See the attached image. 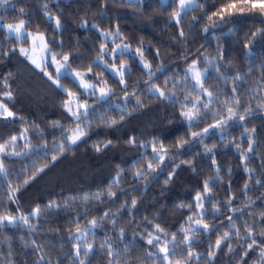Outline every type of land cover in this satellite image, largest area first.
Here are the masks:
<instances>
[{
	"label": "snow or ice",
	"instance_id": "1",
	"mask_svg": "<svg viewBox=\"0 0 264 264\" xmlns=\"http://www.w3.org/2000/svg\"><path fill=\"white\" fill-rule=\"evenodd\" d=\"M38 2V0H37ZM59 6L60 0H49ZM102 8L98 13L103 18L108 11V4L126 5L130 8H141L140 18L144 19L149 7L148 0H100ZM153 2L166 8L168 5L162 4V0H153ZM171 5H175L170 13L166 28L175 26L178 36L172 39L178 40L181 44H186L187 32L183 24V18L187 11L202 9V15L193 17L189 28L201 23L203 17H207L208 23L204 25L205 34L212 30L213 37L217 40V55L209 59L204 57V63L207 67L201 70L198 65L201 63L199 57L188 61L187 48L185 47L183 59L186 61L182 79L176 80L173 77L165 79L163 84L157 83V73L164 65L153 70V62L148 58L149 49L143 40L133 49L132 45L126 41V34L123 33L119 24L112 31V25L108 28L103 27V20L99 23H89L87 19L81 18L79 28L82 30L92 29L99 33L98 49L93 46L95 56L87 61V68H84L85 56L79 46V41L74 46L75 51L64 50V41L59 43L43 32L37 30L30 31V21L24 18L26 16L25 8L19 9L18 22L4 23V17L0 16V34L2 40L8 43L25 44L30 42V47H20L19 55L24 57L38 73L50 82L49 87L57 93V98L61 99L63 112L70 117L67 125L59 120L50 121L51 135L54 137L51 143L47 140V133L38 124L33 122L29 125L26 117L14 111L15 93L9 85L12 73H9L0 84V123L15 126L20 122L22 129L19 134L11 135L8 140L0 137V179L6 182V195L8 204L16 205V212L22 214L17 216L13 214L10 207L4 204V191L0 190V235L5 234L11 229L24 228L30 234L40 231L39 221L45 218V214L51 215L54 210H68L70 201L79 199V196L66 198L62 203L57 200H50L47 205L37 204L29 213H23L20 203L19 193L27 185L36 179L46 169L50 168V161L58 163L62 157L73 153L79 147L80 143L85 142L86 138L93 130V124L99 120L98 126L113 128L125 121L133 113L143 109L145 100L150 102L167 103L173 109H179V122L187 131L180 136L174 143H168L160 137L153 136L151 140L141 139L137 135H132L126 141L127 145L137 150V159L133 160L130 168L135 169L133 178L136 181L146 180L149 184L155 183L160 178V173L165 170V166L170 168L169 174L164 178L163 184L167 186L177 174V170L182 164H186L192 169L194 174L197 169L193 160L201 153L197 152L190 160L183 159V154L188 147L199 145L203 148L202 155L211 159V166L215 169V176H210L203 181V188L197 190L193 202L176 205L179 209H186L190 215L186 216L188 227L181 223L180 227L171 231L159 222L145 217L148 224L153 227L146 230L145 236L141 232H136L133 239L139 236L144 240L147 247H140L139 251L132 241H127L125 228L116 230L118 218L128 212L129 223L136 218L135 210L138 207V199L132 198L129 202L125 200L120 204L116 212L105 211L103 215L93 214L92 218L86 224L81 226L79 220L82 213H77L75 217V228L72 229L73 220L68 222L69 235L68 241L71 243V249L63 258L57 257V264H92V259L98 253L106 258V264H218L221 256H229L230 261L235 264H264V193L255 198L251 195V190L264 188V171L259 176L255 173L258 169L264 170V136H261L256 127L249 128L248 123L254 114H264V57L258 60L253 59L255 43L264 40V0H170ZM11 3V0H0V8ZM218 6V7H217ZM46 23L55 21V27L52 29V36L59 33L62 37L64 24L62 16L52 15L49 11L48 3H45L41 9ZM162 14V13H161ZM249 23L255 25L259 23L261 27L255 31L245 32L243 36V56L245 62H250L252 67L247 71L241 72L239 69L235 73L225 70V66L233 63L229 58L227 49L219 43L220 37L216 36V29L225 25H239ZM223 36H236V43L241 42L238 32L229 28ZM111 38V40H110ZM203 48L204 45H201ZM59 49V50H57ZM17 52L16 48L4 51L0 47V59L5 56L11 58ZM138 58L141 67V80L136 81L129 91V81L133 75V69L130 66L131 54ZM128 58H125V57ZM155 57H161V49H155ZM258 68L260 77L255 81V87L247 89V92L253 93L248 97L247 106L243 96L247 93L242 91L243 86L247 85L250 74H254ZM210 70L215 73L218 81H223L227 86L231 82V92L226 90L217 91L212 85H208ZM110 74V75H109ZM176 75H181L177 71ZM172 84V90H169V83ZM145 85L140 89V84ZM183 86L184 95L181 98L176 89ZM122 93V96L116 97V92ZM60 94H63L61 97ZM224 99H221V97ZM122 99L121 103H112L113 99ZM206 98V99H205ZM255 99L256 105L252 106L251 100ZM133 101L135 103L133 104ZM106 106V107H102ZM115 108L118 114L109 115L108 109ZM177 119V117H173ZM172 122L171 119L169 121ZM201 125H206L201 127ZM238 125L243 128L239 137H233L228 141V136L233 128ZM57 132L59 133L57 137ZM213 135L218 137V142L224 144L227 148L232 146L236 155L239 156L240 166L243 167L246 179L239 194L233 189L231 179H229L223 201L215 199L217 182L222 183L221 167L217 157V144L209 146L207 141ZM39 137L40 143H33ZM239 141V142H238ZM23 142V144H21ZM246 143V150L243 144ZM113 145L112 140H108L101 146L97 141L93 147L99 153ZM176 151L173 152L172 149ZM149 150L151 155H149ZM259 158V165H254ZM21 163L19 171H14L13 165ZM169 161L171 163L169 164ZM177 161H179L177 163ZM146 164V167H145ZM116 176L108 183L107 197L110 202L115 203L118 199V192L112 188L120 183L123 174L130 169L117 166ZM31 172V176H29ZM232 169H228V175L231 177ZM20 177H24L21 181ZM104 190L97 192L83 193V204L86 206L92 200L99 201L104 195ZM257 202H261L259 208ZM211 205V208H209ZM238 205H242L238 206ZM226 212L233 215H227V224L220 219ZM209 213L212 220H208ZM239 214V217L235 214ZM251 216L252 221L243 220L241 217ZM35 218L36 223L32 220ZM111 219L112 231L114 236L99 238L97 229L102 227L101 221L107 222ZM219 220L222 230L217 231L215 221ZM139 227V226H138ZM59 231V230H57ZM210 233H216L215 242L211 240L208 244L207 255L194 251L197 247L196 238L206 236ZM171 235V239L168 236ZM21 239H23L21 237ZM99 239V247L97 240ZM235 240V246L233 241ZM123 244L119 247L118 243ZM3 243V241H0ZM25 247H31L33 253H39L38 259L34 264H51V260L46 258L44 247L35 239L30 243H25ZM226 249V251H225ZM11 238L9 239V251L7 254L0 253V264H15L13 259Z\"/></svg>",
	"mask_w": 264,
	"mask_h": 264
},
{
	"label": "trees",
	"instance_id": "2",
	"mask_svg": "<svg viewBox=\"0 0 264 264\" xmlns=\"http://www.w3.org/2000/svg\"><path fill=\"white\" fill-rule=\"evenodd\" d=\"M48 3L49 11L52 15L62 16V23L64 24L63 35L57 33L52 36V29L54 23H46L43 11L41 10L43 5ZM149 7L147 9V15L144 19L140 18L141 8H130L126 5H114L111 2L108 4V11L103 18L98 16L102 8L100 0H60L59 6L55 3L49 2V0H11V3L3 8H0V16H3L6 22H18L21 18L19 9L25 8L26 18L30 21L29 30L36 32L37 30L45 32L49 38H53L59 43L61 39L64 41V50L68 51L72 49L75 51V45L79 41V46L84 52L85 63L84 68H87V61L93 59L95 51L93 46L98 49V36L99 33L92 29L82 30L78 24L81 18L87 19L89 23H99L103 20V27L108 28L109 24L112 25L111 30L115 31V26L118 23L123 33L126 34V41L135 48L141 40L148 47L149 53L146 58L153 62V70L156 67L164 65L163 69L157 73V83L163 84L165 79L173 77L176 80L182 79L183 69L186 61L183 59L182 53L187 48L188 61L199 57L201 63L198 65L201 69L207 67L204 63V57L209 59L217 55L216 46L217 40L212 35L210 29L207 34L204 33V25L208 23L207 17H203L201 23L189 28L192 23L193 17L201 16L202 9H196L194 11H187V14L183 18V24L187 32L186 44H181L178 40H173V36H178V31L175 26L166 28L165 24L168 21L170 13L173 11L175 5H171L170 0L163 3L168 5L166 8H162L156 5L153 0H148ZM218 7V6H217ZM162 13V14H161ZM261 27L259 23L252 25L249 23H243L239 25H225L220 29H216V36L220 37L219 43L222 44L228 52L229 58L233 63L226 65L225 70L230 73H235L236 69L241 72L247 71L248 67H252L250 62L244 61L243 56V36L245 32L255 31ZM229 28H232L234 32H238L241 38L239 44L236 43V36H223ZM0 34V47H3L4 51H8L11 48H16L15 55L9 58L5 56L0 59V81H2L9 73H12V77L9 80V85L15 93V104L13 110L26 117L29 121V125L33 122L38 124L47 133V140L49 143L53 140V136L50 128V121L59 120L65 125L68 124L70 117L63 112L61 107V99L57 98V93L49 87L50 82H46V78L42 76V73H38L37 70L22 56L19 55V47L25 44H18L15 42L8 43L2 40ZM201 45H204L202 48ZM159 47L161 49V57H155V49ZM59 50V49H57ZM264 57V40H257L255 43V50L253 59H259ZM125 58H128L127 56ZM130 66L133 69V75L129 81V91L132 90V85L136 81L141 80V67L139 66L138 58L131 54ZM177 71L181 75H176ZM110 75V74H109ZM260 77L258 68L255 69L254 74H250V79L247 85L243 86L242 91L247 94L243 96L245 100V106L248 103V97L253 93L247 92V89L255 87V81ZM208 85H212L217 91L226 90L231 92V82L227 86L223 81H218L215 73L210 70V78L207 81ZM0 87H3L0 84ZM169 90H172L171 82L168 85ZM145 85L140 84V89H144ZM177 94L182 98L185 94L183 86H178L176 89ZM62 97L63 94H60ZM122 96V93L117 90L116 97ZM206 99V98H205ZM221 99H224L222 96ZM112 103L123 104L122 99H113ZM135 101H133V104ZM253 107L256 105L255 99L251 100ZM145 107L138 112L133 113L125 121L116 125L113 128H105L98 126L100 124L97 120L93 124V130L86 138L85 142L80 143L75 152L69 153L61 158L58 163H52L49 159L50 168L46 169L44 173H41L32 181L25 189L19 193L20 203L23 208V213H29L37 205H47L50 200H57L61 203L69 197L79 196V199L70 201V208L66 211L64 209L54 210L49 216L45 214V218L39 221L40 231L34 234H30L27 229L16 228L11 229L3 235H0V253L7 254L9 251V239L11 238L12 250L14 251L13 259L15 264H34V261L38 259L39 253L34 254L31 247L26 248L25 243H30L35 239L40 245L44 247V254L47 259L51 260V264H57V257H65L71 249V243L67 237L69 235L68 222L71 218L73 220L72 229L75 228L76 214L82 213L79 223L81 226L87 223L93 216V214L103 215L105 211L116 212L119 209L120 204L125 200L129 202L132 198L138 199V207L135 210V220L129 223L126 217L128 212L124 213L118 218L116 230L123 227L126 230L127 241H132L137 246L135 251H139L140 247H147L144 240L139 236L133 239L136 232H141L145 236L146 230H151L152 225L148 224L145 220L152 219L154 222H159L163 226H166L171 231L177 230L181 223H184L185 227H188L186 216L191 213L186 209H179L176 205L188 202H193V197L197 190L203 188V181L210 176H215V169L211 166V159L202 155L203 148L199 145H192L187 148V151L183 154V159L190 160L193 156H196L197 152L201 155L197 156L193 160V164L197 169V173L194 174L192 169L186 164H182L177 170V174L169 185L164 186L163 180L169 174L170 168L165 166V170L160 173V178L157 182L149 184L146 180L136 181L133 178V172L135 169H131L130 165L133 160L137 159V150L127 145L126 141L132 135H137L141 139L151 140L153 136L160 137L168 143H174L180 136L184 135L187 129L180 124L178 116L179 109H173L167 103H159L155 101L145 100ZM106 107V106H102ZM108 114L111 116L118 114L115 108H109ZM177 117V119H173ZM171 119V123L169 122ZM206 125H201V127ZM248 127H256L261 136H264V114H254ZM22 129L20 122H17L15 126L0 123V137L3 140H8L11 135L19 134ZM243 128L238 125H233V128L228 136V141H232L233 137H239ZM59 133L57 132V137ZM108 140H112L113 145H109L102 152L97 153L94 150L93 145L99 141L101 146ZM39 137L33 141V143H40ZM239 142V141H238ZM209 146L217 144V157L219 165L221 167V181L217 182L215 199L223 201L225 199V191L227 188L229 179L233 189L239 194V190L243 187V183L246 179L243 167L240 166L239 156L236 155L232 146L225 147L224 144L218 142V137L213 135L207 141ZM23 144V142H21ZM246 150V143L243 144ZM176 151L175 148L172 149ZM149 155L151 152L149 150ZM179 161H177L178 163ZM21 163H15L12 167L14 171H19ZM171 161H169V164ZM130 169L123 174V178L115 185L112 190L118 192V199L115 203L109 201L107 197L108 183L116 176L118 171L117 166ZM259 165V158L256 159L254 165ZM146 167V164H145ZM231 167V177L228 175V169ZM261 169H258L255 173L259 176ZM29 172V176H31ZM69 175V178H65L64 175ZM65 178V179H64ZM21 181L24 177H20ZM99 189L104 190V195L99 201L92 200L86 206L83 204V193L97 192ZM0 190H3L4 204L11 208L13 214L19 216L22 213L16 212L15 204H8L6 195V182L0 179ZM264 193V188L254 187L251 190L253 198L260 196ZM241 206L242 205H238ZM261 202H257L256 207L259 208ZM211 208V205H209ZM3 209H0L2 212ZM227 215H233L231 212H226L220 219L227 224ZM239 217V214H235ZM241 222L247 220L252 221L251 216H243L240 218ZM208 220H212V216L209 213ZM36 223L35 218L32 220ZM217 224V231L222 230V226L219 220L215 221ZM102 227L97 229V236L101 239L108 236H114L116 233L112 231L111 219L107 222L101 221ZM139 226V227H138ZM59 230V231H57ZM21 237L23 239H21ZM171 239V235L168 236ZM216 233H210L206 236H200L196 238L197 247L193 250L204 253L207 255V249L209 241L215 242ZM118 243V242H116ZM99 247V239L96 242ZM235 246V240L233 241ZM119 247H123V244L118 243ZM226 251V249H225ZM92 264H106V258L98 253L92 259ZM218 264H235V261H230L229 256H221Z\"/></svg>",
	"mask_w": 264,
	"mask_h": 264
},
{
	"label": "rangeland",
	"instance_id": "3",
	"mask_svg": "<svg viewBox=\"0 0 264 264\" xmlns=\"http://www.w3.org/2000/svg\"><path fill=\"white\" fill-rule=\"evenodd\" d=\"M162 2L163 3H165V2H167V0H162ZM53 23H54V27H55V21H52ZM4 23H9V22H6V21H4ZM11 23V22H10ZM12 23H15V22H12ZM110 40H111V38H110ZM20 47H30V42H28V44L27 45H23V46H20ZM19 47V48H20ZM133 49H135V48H133ZM134 54V53H133ZM139 62V61H138ZM201 70H203V69H201ZM64 176H66L65 178H69V175H64ZM64 178V179H65Z\"/></svg>",
	"mask_w": 264,
	"mask_h": 264
}]
</instances>
